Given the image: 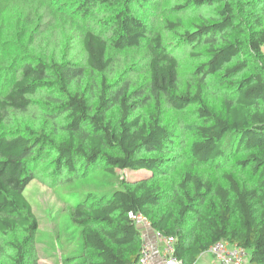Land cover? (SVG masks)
<instances>
[{
	"label": "trees",
	"instance_id": "trees-1",
	"mask_svg": "<svg viewBox=\"0 0 264 264\" xmlns=\"http://www.w3.org/2000/svg\"><path fill=\"white\" fill-rule=\"evenodd\" d=\"M15 2L0 0V264H50L25 191L47 185L42 173L141 169L67 205L81 240L57 264L136 261L129 211L174 238L181 264L216 241L264 264V0H175L176 13L200 12L164 22L171 40L140 17L148 0ZM178 47L194 60L186 81ZM139 48L142 64L117 68ZM31 111L35 126L12 120Z\"/></svg>",
	"mask_w": 264,
	"mask_h": 264
},
{
	"label": "rangeland",
	"instance_id": "rangeland-1",
	"mask_svg": "<svg viewBox=\"0 0 264 264\" xmlns=\"http://www.w3.org/2000/svg\"><path fill=\"white\" fill-rule=\"evenodd\" d=\"M148 1L149 4H144L145 12L143 13L140 11V17L149 20V24L153 28L158 27L163 32V34H165L168 40H171L173 37L172 34H168L169 31L164 28V22L178 20L180 23L187 26L192 20H194V16L190 13L197 11L191 9L189 11H185L184 13H176L175 10L171 9L172 3L175 0ZM17 2H15V4H18ZM24 2L25 4L27 3V1ZM176 50L180 59V79L182 81H186L190 78V71L192 69L191 66L194 60L187 55V49L178 47ZM74 53L75 60L85 66V56L84 53H82L79 44H77ZM144 53L145 51L143 48H139L136 51H122L118 55L117 68L121 70L133 67L134 63L142 64L144 62ZM139 68V72L142 73V68ZM1 80L0 85L2 82ZM165 115L166 119L169 120V122L167 120L166 122L169 125L172 124L173 122L170 121L172 118L170 117V114L167 112ZM36 116V111H31L25 114H17L12 117V120L17 123L27 122V124H32L35 126L38 124L36 121ZM13 121L12 123H15ZM6 124L7 123H5L3 127H0V129L6 127ZM189 126L192 125L190 124ZM180 165H182V162ZM144 171L146 170L141 169V171L138 172L124 170V172H119L116 177L117 179L123 178L124 176L126 178L128 177L130 179H136L139 177V174ZM42 175V177L46 179L47 185L38 184L37 186L29 187L30 184L35 182L32 181L26 187L28 191H25L28 195L27 197L31 200L32 207L39 221V227L35 234L36 251L38 254H43L46 257V262L50 264H57L61 252V245L64 250L66 248L74 249L81 240L79 237L78 226H76L74 223H71L67 214H65L67 205L69 203L73 205L74 202L81 199L86 193H101L108 190L109 184H102V182L107 179L114 181L116 177L106 174L100 170H94V172L87 176H74V178L69 181H65L64 174L60 181L56 183L48 176H45V173H42ZM207 253L209 254V252H206L203 256H200L195 264H211L213 258L211 256L210 259Z\"/></svg>",
	"mask_w": 264,
	"mask_h": 264
},
{
	"label": "built area",
	"instance_id": "built-area-1",
	"mask_svg": "<svg viewBox=\"0 0 264 264\" xmlns=\"http://www.w3.org/2000/svg\"><path fill=\"white\" fill-rule=\"evenodd\" d=\"M127 216L139 230V237H141L138 258L131 264H156L148 230H152L154 237L161 242L159 254L163 264H181V260L174 253L173 237L153 230L150 221L143 213L129 211ZM207 252L213 258L211 264H247V251L226 241L212 243Z\"/></svg>",
	"mask_w": 264,
	"mask_h": 264
},
{
	"label": "crops",
	"instance_id": "crops-1",
	"mask_svg": "<svg viewBox=\"0 0 264 264\" xmlns=\"http://www.w3.org/2000/svg\"><path fill=\"white\" fill-rule=\"evenodd\" d=\"M148 237H150V241L152 243V247H153V254H154V260L156 262V264H163L161 258H160V249H161V242H159L153 235L152 230H148ZM204 255V254H203ZM201 255V256H203ZM207 255L210 257L211 256L207 253ZM213 260V259H212ZM43 261H47L46 258H43ZM212 262V261H211Z\"/></svg>",
	"mask_w": 264,
	"mask_h": 264
}]
</instances>
